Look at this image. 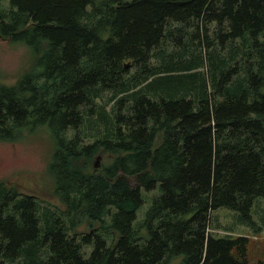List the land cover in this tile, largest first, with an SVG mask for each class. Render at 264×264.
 <instances>
[{"label": "trees", "instance_id": "trees-1", "mask_svg": "<svg viewBox=\"0 0 264 264\" xmlns=\"http://www.w3.org/2000/svg\"><path fill=\"white\" fill-rule=\"evenodd\" d=\"M0 32L36 64L0 141L47 129L64 206L0 181V264H264L213 223L264 197V0H0Z\"/></svg>", "mask_w": 264, "mask_h": 264}, {"label": "rangeland", "instance_id": "rangeland-1", "mask_svg": "<svg viewBox=\"0 0 264 264\" xmlns=\"http://www.w3.org/2000/svg\"><path fill=\"white\" fill-rule=\"evenodd\" d=\"M35 65V54L29 47L0 38V85L15 84L22 74L32 70ZM106 94L102 101L107 99ZM52 150L53 143L46 128H38L18 141H0V181L15 187L20 193L33 194L43 202L63 208L54 194L53 183L47 172ZM94 160L98 167L104 161L98 156ZM141 193L145 201L137 210V221L144 217L151 202L147 198L151 193L143 188ZM153 193H158V186ZM213 217L216 218L213 223L219 226L215 231L217 234L246 235L249 238L250 262L255 263L258 259L264 261V197L257 199L254 204L252 224L239 223L237 212L227 207L218 208ZM86 226V222L81 223L78 229L86 230ZM5 264L13 263L7 261Z\"/></svg>", "mask_w": 264, "mask_h": 264}, {"label": "water", "instance_id": "water-1", "mask_svg": "<svg viewBox=\"0 0 264 264\" xmlns=\"http://www.w3.org/2000/svg\"><path fill=\"white\" fill-rule=\"evenodd\" d=\"M0 38H1V32H0Z\"/></svg>", "mask_w": 264, "mask_h": 264}]
</instances>
